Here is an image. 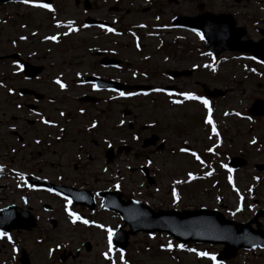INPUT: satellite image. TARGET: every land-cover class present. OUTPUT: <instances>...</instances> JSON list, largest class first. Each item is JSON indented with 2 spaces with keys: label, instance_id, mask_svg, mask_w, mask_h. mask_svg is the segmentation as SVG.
I'll return each instance as SVG.
<instances>
[{
  "label": "rangeland",
  "instance_id": "rangeland-1",
  "mask_svg": "<svg viewBox=\"0 0 264 264\" xmlns=\"http://www.w3.org/2000/svg\"><path fill=\"white\" fill-rule=\"evenodd\" d=\"M76 1L84 2L55 0L59 23L77 20L83 9ZM89 1L99 9L95 15L119 19L122 15L124 22L118 25L113 20V33L106 32L108 37L98 41L90 38L98 33L91 30L83 36H71L61 44H43V36L62 34L52 20L48 22V13L15 5L0 7V55L16 51L29 53L31 63L45 66V76L64 73L70 80L88 71L93 62L118 53L117 57L135 71L126 72V81L155 86L171 82L164 75L167 71L195 68L190 77L178 79V84L172 85L186 90L183 97L188 102L163 96L140 97L129 101V121L119 125L120 115L115 114L117 108L113 104L102 103L96 107L99 111L89 109L82 115L77 98L83 92L57 96L53 88L44 90L46 97L61 101L47 107L49 116L57 119V111L61 109L71 118L65 120L63 132L45 127L40 121L32 128L23 123L26 133L22 140L16 136L21 133L9 132L4 124L0 126V159L7 167L1 171L0 206L19 202L20 195L28 188L16 177L15 173L19 172L94 194L118 189L126 199L143 201L155 209L205 207L245 223L257 212L264 215V172L254 169L255 164H264V117L248 115L254 100H264V71L257 73L255 70L261 67L247 57L226 55L215 60L206 53L200 35L170 29L173 16L194 15L196 5L203 2L215 13L240 14L239 23L248 28L250 38L257 39L255 29L264 28V0L243 2L240 9L234 8L233 0ZM30 3L39 2L31 0ZM147 8L150 11L144 12ZM9 63H0V78L10 70ZM197 80L211 88L227 90L226 97L210 102L207 108L200 100L186 99L185 94L199 96ZM0 91V122L11 124L9 116L18 113L9 107L7 92ZM170 100L181 104L173 105ZM46 103L47 99L40 106L46 109ZM102 115L112 118L109 124L104 121L97 132L87 131L91 119L96 116L103 121ZM209 119L211 124L207 123ZM155 136L158 141L143 148L144 141ZM104 138L115 149L124 145L131 150L116 152L113 162L107 163ZM206 156L210 157L207 162ZM235 156H243L250 164L232 173L225 168ZM143 167H147L155 181L153 184L142 173ZM27 195L38 217V227L21 235L0 236V264H20L22 250L28 252L31 264H218L209 257L217 255L222 246L180 245L164 234H138L130 239L127 253L112 245L110 251L108 232L113 237L118 227L123 226L117 214L101 207L91 212L45 190L29 188ZM46 204L50 205V211H44L42 206ZM260 223L264 230V216ZM87 244L91 246L90 251L86 249ZM63 253H71L65 262L60 261ZM223 264H264V253L254 256L243 252Z\"/></svg>",
  "mask_w": 264,
  "mask_h": 264
},
{
  "label": "water",
  "instance_id": "water-1",
  "mask_svg": "<svg viewBox=\"0 0 264 264\" xmlns=\"http://www.w3.org/2000/svg\"><path fill=\"white\" fill-rule=\"evenodd\" d=\"M13 0H0V3H6ZM21 1V0H15ZM174 27L189 28L191 30H199L203 33L208 43V49L215 55H219L224 51H241L248 52L254 58L264 62V39L254 43L252 41H241L246 35L244 29L235 27V22L231 16H213L204 15L198 18L179 17L174 23ZM264 35V31H262ZM114 63V61H110ZM29 69H32L29 67ZM39 70H36L38 72ZM186 73H175V76H183ZM141 90L143 88L137 87ZM210 96H220V91L209 92ZM252 115H264V102L257 101L250 109ZM246 163L241 159H233L231 165L240 167ZM45 182H41L44 184ZM49 185V184H44ZM77 204L94 206L92 200L87 201L84 193L75 195L67 193ZM106 198L104 208L117 212L130 227V231L122 229L115 236L116 245L122 250L128 246L130 235L138 233H168L181 243L197 242L210 244H224L225 249L218 257V260L229 259L235 256L236 252L241 248H251L257 244H264V232L255 231L249 225H241L233 221L226 220L220 213L208 210L201 211H159L154 212L150 207L140 203L129 201L128 203H119L115 195L104 194ZM119 198V197H117ZM120 199V198H119ZM12 220V218H10ZM4 216H0V228L7 231L11 230L8 221ZM17 221H26L25 225L15 226L30 229L35 226L34 220L24 219L22 213H16ZM22 264H30L29 257L23 252L21 258Z\"/></svg>",
  "mask_w": 264,
  "mask_h": 264
},
{
  "label": "flooded vegetation",
  "instance_id": "flooded-vegetation-1",
  "mask_svg": "<svg viewBox=\"0 0 264 264\" xmlns=\"http://www.w3.org/2000/svg\"><path fill=\"white\" fill-rule=\"evenodd\" d=\"M250 0H233L234 2V8H241L242 3L243 2H249ZM77 5H79V3H77ZM93 5V4H92ZM79 8H82L83 10L80 12L79 15H77V20H75V22H73L71 25H62L61 26V32L62 34H60L57 39L55 41L51 40V39H46L49 42H65L68 38H70L71 36H83L86 35L88 33L89 28H95V29H100V30H104L106 27H96V26H88L86 24L87 18L90 15L91 17L98 18L100 19L99 21L102 20V22H106L108 24H110V26H108L109 28L112 29V21L113 20H117L116 22L118 23V25H121L122 22H124V16H120V19L118 17L115 16H109L106 18H100L99 16L95 15L98 10H96L95 5L90 7L91 12L87 13L84 10L83 5L78 6ZM206 10L207 6H206ZM232 14L235 19L237 20L238 24L240 26L246 27L244 25H241L239 23V16L240 14H235L233 12H227V11H221L218 14ZM251 18L253 16H250ZM56 27V26H55ZM58 28V27H56ZM247 28V27H246ZM260 29H264L261 27H257ZM102 31L100 33H97L93 36H91L90 38L94 41H98L102 38H106L105 36H108L106 34H104L105 32ZM94 33H96L97 31H92ZM258 38L254 39L256 41H259L261 39L260 35H257ZM46 37H50V35H46ZM106 41V40H105ZM81 44V41H80ZM111 53V52H108ZM114 56H109L115 59H119L117 56L118 53H111ZM21 58L24 59L25 61H28L25 56H27V54H25V56L20 53ZM93 56V55H92ZM107 57V55L105 56ZM2 62H7V61H2ZM0 62V63H2ZM12 65H15V67L12 68ZM18 63L17 61H10L9 66H10V70L8 72H4V76L2 78H0V89L4 90L7 92V98H8V102H9V107L13 108L14 112H17L18 115H13L11 114L9 116V118L11 117L12 119L10 120L11 124H7L4 123L5 121L0 122V126H4L9 130V132H13V133H21V135H16L18 138H24V134L26 133V129L23 126V123H25L26 125H28L30 128L34 127L37 123V121H42L45 124H54L52 121H50V116L48 113V109L47 107L49 105H53L55 104V100L50 101L47 99V103H46V109L41 107L40 104L43 103L46 99V95L44 94V90H48V88H53L57 91L58 95L60 93H65L67 96L70 95V93L72 91L74 92H83L82 95L80 97H78V103L81 104V106L78 108L84 112L88 111L89 109H96L97 106H99L102 103H105L106 105L111 104L109 97L111 96L110 92H106V91H101L99 90L95 85L92 84H85L82 82L81 80V76L79 75V77H76L74 79H70L68 80L65 76L64 73H59L56 76L52 77V76H45L44 74L34 78V79H28L24 73L22 72L21 68L17 67ZM41 65V64H39ZM90 69L84 74L85 76H99L100 78L106 80V81H120L123 82V75L125 74L123 71L121 70H114L112 68H106L104 66H100V64H97L96 62H93L90 65ZM122 69V68H120ZM54 68L52 70V72H54ZM196 71V70H194ZM258 73H261L264 71V67H262L261 69H256L255 70ZM195 72H193L194 74ZM168 74L165 73V77ZM166 79H168V81H171L169 84L170 85H176L178 84L177 81L178 80H171L169 78L166 77ZM59 80L62 84H64V88H61L60 85L58 83H56V81ZM50 83V84H49ZM195 84L197 87H200V94H202V90L205 86H209L207 83L205 82H200V81H195ZM95 86V87H94ZM155 86V85H154ZM162 85H158L157 87H161ZM175 87V86H173ZM156 86L153 88V91L155 90ZM24 89H31L34 90L36 92L42 93L44 95V99L42 101L39 102H35L33 96L31 95H22L20 93V91L24 90ZM182 87H179V92L177 94H179L182 91ZM1 92V91H0ZM95 96L100 98V102L98 105H89L91 103H86L84 101L81 102V98L83 96ZM61 101L60 99H58L57 103L59 104ZM94 104V103H93ZM89 106V107H88ZM97 111H99L98 109H96ZM63 114V115H61ZM57 115H58V122H57V129L60 130V132H63L64 130V125H65V120L71 118L70 115H65V111L58 109L57 111ZM104 117V120L102 121L100 117H96L94 116L91 120L94 122L95 124V129L98 130L100 129V127L102 126L103 122L106 121V123H108L109 119L106 118L105 115H102ZM29 118V119H28ZM35 118V119H32ZM92 131V130H91ZM7 167L2 166V164H0V178H1V171H3L4 169H6ZM18 176V175H17ZM19 178L23 179V181L25 182V179L23 176H18ZM22 186H24V183L21 184ZM27 189H25L24 191V195L20 196V206L22 208H24L25 210H30L32 211L33 208L30 207V203H31V198L27 195ZM18 203V204H19ZM17 203H14V205ZM6 207V206H5ZM4 206H0V210H2L3 208H5ZM24 232H13L12 234H9L10 236L13 235H21ZM7 235V236H9Z\"/></svg>",
  "mask_w": 264,
  "mask_h": 264
},
{
  "label": "snow or ice",
  "instance_id": "snow-or-ice-1",
  "mask_svg": "<svg viewBox=\"0 0 264 264\" xmlns=\"http://www.w3.org/2000/svg\"><path fill=\"white\" fill-rule=\"evenodd\" d=\"M21 2H23V3H25V4H28V3H30V0H21ZM33 6H37V7H41V8H46V9H48V10L51 11L50 6L47 5V4H38V5H33ZM107 31L111 32L112 29L109 28V29H107ZM197 35H200V34L197 33ZM21 39H23V37H21ZM46 39H51V40L55 41V40L57 39V37H56V36H51V37H46ZM56 83H58V84L60 85L61 88H64V84H62L59 80H57ZM94 87H95V86H94ZM120 95H121V96H124L125 94L122 92V93H120ZM185 98H186V99H193V100H194V99H197V97L192 96V95H190V94H185ZM174 102H176V101H174ZM201 102H202V103L204 104V106L207 108V106H208V102H207V100H201ZM61 115H63V114H61ZM207 123L211 124L212 121L209 119V120H207ZM212 130H213V133H215V131H216V130H215V127H213ZM37 142H38V141H37ZM181 151H184V149H181ZM192 155L195 156L196 154H195V153H192ZM197 158H198V157H197ZM230 182H231V181H230ZM173 195L175 196V193H173ZM68 214H69L70 217L73 216V213H71V212H69ZM76 219H78V217H77ZM83 223L87 224L88 221H83ZM2 235H3V233H0V236H2ZM108 238H109V242H110V248H109V250L111 251V240H112V232H111V231L108 232ZM169 248H171V245H169ZM197 255H199V256H208L207 253H197ZM209 258L212 259L213 261H215V259H216L214 256L209 257ZM122 259H123V257H122Z\"/></svg>",
  "mask_w": 264,
  "mask_h": 264
}]
</instances>
